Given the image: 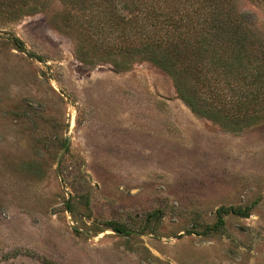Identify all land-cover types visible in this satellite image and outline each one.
I'll return each instance as SVG.
<instances>
[{"label": "rangeland", "instance_id": "374dc122", "mask_svg": "<svg viewBox=\"0 0 264 264\" xmlns=\"http://www.w3.org/2000/svg\"><path fill=\"white\" fill-rule=\"evenodd\" d=\"M232 2L264 40V0ZM80 25L61 0L0 17V264H264V122L198 115L150 61L82 60Z\"/></svg>", "mask_w": 264, "mask_h": 264}, {"label": "trees", "instance_id": "16d2710c", "mask_svg": "<svg viewBox=\"0 0 264 264\" xmlns=\"http://www.w3.org/2000/svg\"><path fill=\"white\" fill-rule=\"evenodd\" d=\"M47 1L0 0V17L20 18ZM61 1L73 4L85 22L80 26L88 41L76 47L82 60L120 70L150 61L173 77L180 98L198 115L232 130L264 122V40L245 25L232 0ZM73 18L64 16L67 26ZM256 202L218 208L217 226L228 213L249 216ZM108 226L127 229L118 221Z\"/></svg>", "mask_w": 264, "mask_h": 264}]
</instances>
